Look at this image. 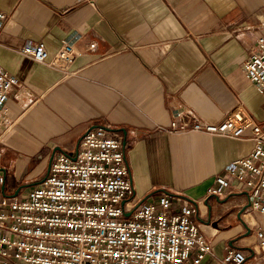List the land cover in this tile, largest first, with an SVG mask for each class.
I'll return each instance as SVG.
<instances>
[{
    "label": "crops",
    "instance_id": "0c3cea01",
    "mask_svg": "<svg viewBox=\"0 0 264 264\" xmlns=\"http://www.w3.org/2000/svg\"><path fill=\"white\" fill-rule=\"evenodd\" d=\"M0 9L8 16L0 66L18 80L2 135L6 195L38 182L45 162L47 170L56 153L73 152L87 130L108 128L121 135L129 167L127 211L168 193L172 211L184 203L196 209L192 220L212 247L200 264H222L228 249L241 251L243 264H264L255 236L264 233V215L245 209L241 189L208 194L216 174L250 153V134L168 127L185 120L180 111L218 123L240 102L264 128V98L241 70L264 32V0H0ZM92 36L96 50L76 57L66 75L19 53L42 42L53 55L65 38L81 48Z\"/></svg>",
    "mask_w": 264,
    "mask_h": 264
},
{
    "label": "built area",
    "instance_id": "2783aa9c",
    "mask_svg": "<svg viewBox=\"0 0 264 264\" xmlns=\"http://www.w3.org/2000/svg\"><path fill=\"white\" fill-rule=\"evenodd\" d=\"M0 9V30L7 19ZM62 40L50 55L42 42L22 47L19 53L33 63L68 74L74 59L93 52L98 40ZM241 70L264 98V32L246 50ZM15 76L0 66V157L6 145L2 135L11 126L6 116L9 91ZM184 117L169 124L171 132L192 131L240 139L248 132L250 153L229 162L213 178L209 195L222 196L241 189L247 210L264 215V128L237 102L218 123ZM0 175V264H200L212 252L192 220L196 209L181 204L172 211V196L162 193L154 203L127 211L123 201L133 193L122 137L104 127L87 130L70 156L58 152L38 184L15 197L3 196ZM125 213H129L126 217ZM264 253V233L255 230ZM241 251L228 249L222 264H243Z\"/></svg>",
    "mask_w": 264,
    "mask_h": 264
},
{
    "label": "water",
    "instance_id": "95a60500",
    "mask_svg": "<svg viewBox=\"0 0 264 264\" xmlns=\"http://www.w3.org/2000/svg\"><path fill=\"white\" fill-rule=\"evenodd\" d=\"M78 144V143H77ZM76 148H77V145H76ZM75 148V149H76ZM73 154V152H71V153H68V155H72ZM50 162H51V158H50V161H49V164H48V167H47V170H46V172H48V170H49V165H50ZM46 174V173H45ZM42 179V178H41ZM40 179V180H41ZM39 180V181H40ZM39 181L38 182H35V183H28V184H24V185H21V186H19L18 188H16V190H14V192L12 193V194H10V195H6L5 194V192H4V185L1 187V194L3 195V196H8V197H15V196H17L24 188H27V187H29V186H34V185H36V184H38L39 183ZM141 203V202H140ZM139 203V204H140ZM138 204V205H139ZM248 208V202H247V204H246V206H245V209H247ZM129 215V213H125V216L127 217Z\"/></svg>",
    "mask_w": 264,
    "mask_h": 264
},
{
    "label": "rangeland",
    "instance_id": "374dc122",
    "mask_svg": "<svg viewBox=\"0 0 264 264\" xmlns=\"http://www.w3.org/2000/svg\"><path fill=\"white\" fill-rule=\"evenodd\" d=\"M46 166H47V164H46V162H45V165H44V167H43V169L41 170V176H43L45 173V170H46ZM30 172V170H27V172ZM33 186V185H32ZM32 186H29V187H27V188H24L21 192H25V190H27L28 188H30V187H32ZM6 190H8L9 189V181H8V179H7V183H6V188H5Z\"/></svg>",
    "mask_w": 264,
    "mask_h": 264
}]
</instances>
